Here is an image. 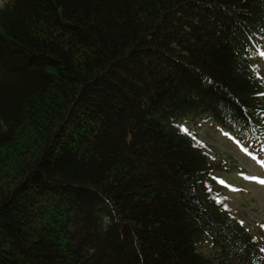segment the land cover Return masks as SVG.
Segmentation results:
<instances>
[{
  "label": "trees",
  "instance_id": "obj_1",
  "mask_svg": "<svg viewBox=\"0 0 264 264\" xmlns=\"http://www.w3.org/2000/svg\"><path fill=\"white\" fill-rule=\"evenodd\" d=\"M261 53L264 0H5L0 264H264L188 128L264 154Z\"/></svg>",
  "mask_w": 264,
  "mask_h": 264
},
{
  "label": "rangeland",
  "instance_id": "obj_2",
  "mask_svg": "<svg viewBox=\"0 0 264 264\" xmlns=\"http://www.w3.org/2000/svg\"><path fill=\"white\" fill-rule=\"evenodd\" d=\"M4 3L0 0V7ZM253 66L264 78V55ZM188 128L209 148L217 164L226 163L229 169L215 174L224 185L226 203L236 219L264 244V154L249 152L207 119H198Z\"/></svg>",
  "mask_w": 264,
  "mask_h": 264
},
{
  "label": "snow or ice",
  "instance_id": "obj_3",
  "mask_svg": "<svg viewBox=\"0 0 264 264\" xmlns=\"http://www.w3.org/2000/svg\"><path fill=\"white\" fill-rule=\"evenodd\" d=\"M261 55H264V53H261ZM262 183H264V181H261Z\"/></svg>",
  "mask_w": 264,
  "mask_h": 264
}]
</instances>
